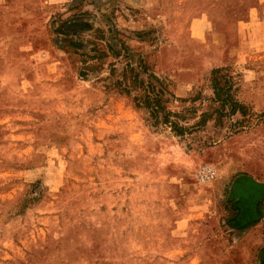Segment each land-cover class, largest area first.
<instances>
[{"label":"rangeland","instance_id":"rangeland-1","mask_svg":"<svg viewBox=\"0 0 264 264\" xmlns=\"http://www.w3.org/2000/svg\"><path fill=\"white\" fill-rule=\"evenodd\" d=\"M0 264H264V0H0Z\"/></svg>","mask_w":264,"mask_h":264},{"label":"trees","instance_id":"trees-1","mask_svg":"<svg viewBox=\"0 0 264 264\" xmlns=\"http://www.w3.org/2000/svg\"><path fill=\"white\" fill-rule=\"evenodd\" d=\"M149 71L143 62H140L137 67L128 64L122 74L123 81H118L117 86L120 87L122 93L128 95L135 88H140L143 94L136 99V102L147 109L152 125L154 127H168L172 129L176 136L186 138L196 127L201 126L203 121L191 127L182 125L180 121H173L172 117H178V114H174L167 109L168 86L154 74H150ZM225 72L227 70L218 69L212 74L214 101L220 104V109L217 112L221 113V115L226 113L229 117L235 116L240 112L243 117H246V108L236 98V83Z\"/></svg>","mask_w":264,"mask_h":264},{"label":"built area","instance_id":"built-area-1","mask_svg":"<svg viewBox=\"0 0 264 264\" xmlns=\"http://www.w3.org/2000/svg\"><path fill=\"white\" fill-rule=\"evenodd\" d=\"M216 176V170L209 165H204L199 171V180L204 183L214 181Z\"/></svg>","mask_w":264,"mask_h":264}]
</instances>
